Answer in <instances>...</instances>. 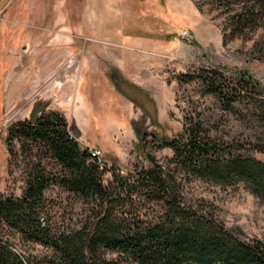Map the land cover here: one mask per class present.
Wrapping results in <instances>:
<instances>
[{
	"label": "rangeland",
	"instance_id": "rangeland-1",
	"mask_svg": "<svg viewBox=\"0 0 264 264\" xmlns=\"http://www.w3.org/2000/svg\"><path fill=\"white\" fill-rule=\"evenodd\" d=\"M161 1L150 6L137 0H0V197L20 198L25 192L27 151L18 139L6 141L9 126L30 119L37 108L75 124L83 150H100L105 183L112 181L114 168L127 175L148 166V156L170 164L174 152L161 140L148 136L136 149L143 128L172 137L200 114L238 141L264 129V120L253 123L228 110L245 111L252 107L249 100L224 104L206 80L215 82L221 74L235 85L236 72L248 70L264 88V31L224 43L222 30L230 32L227 17L237 0ZM250 154L264 161V152ZM43 165L60 169L46 157ZM186 185V197L215 206L228 229L264 240V203L246 185L199 179ZM46 196L59 231L79 228L89 214L88 203L56 184ZM164 209L163 203H150L142 217L156 223ZM7 235L21 247L17 232ZM27 247L35 255L44 251Z\"/></svg>",
	"mask_w": 264,
	"mask_h": 264
},
{
	"label": "trees",
	"instance_id": "trees-1",
	"mask_svg": "<svg viewBox=\"0 0 264 264\" xmlns=\"http://www.w3.org/2000/svg\"><path fill=\"white\" fill-rule=\"evenodd\" d=\"M137 1L154 5V0ZM235 3L239 6L227 17L230 32L222 30L224 43L264 31V0ZM260 48L264 60V42ZM236 74L235 85L215 74V82L206 78L208 87L230 106L249 100L252 107L247 112L228 110L261 124L264 88L248 70ZM31 115L8 128L6 142H21L28 169L23 196L0 197V264H264V240L228 229L215 206L185 195L186 183L199 179L223 187L244 184L264 203V161L250 154L264 152V129L255 131L254 139L238 141L214 129L209 116L200 114L188 118L172 137L143 128L136 149H142L148 136L161 140L174 152L170 164L148 156V166L135 167L127 175L114 168L112 181L105 183L100 159L91 156L89 147L81 148L75 124L58 112L39 108ZM153 124H158L156 118ZM43 157L55 160L60 169H48ZM55 184L90 207L82 225L70 232L57 230L53 223L54 205L46 191ZM150 203L165 206L156 223L142 217ZM12 231L20 235V248L7 235ZM27 245L44 251L35 255ZM116 252L117 259L108 257Z\"/></svg>",
	"mask_w": 264,
	"mask_h": 264
},
{
	"label": "built area",
	"instance_id": "built-area-1",
	"mask_svg": "<svg viewBox=\"0 0 264 264\" xmlns=\"http://www.w3.org/2000/svg\"><path fill=\"white\" fill-rule=\"evenodd\" d=\"M0 19H1V12H0ZM89 152L93 158H99L100 156V150L96 148H89Z\"/></svg>",
	"mask_w": 264,
	"mask_h": 264
}]
</instances>
